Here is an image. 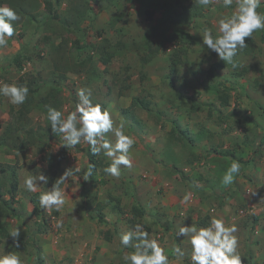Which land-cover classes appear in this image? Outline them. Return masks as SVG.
Returning <instances> with one entry per match:
<instances>
[{
	"label": "rangeland",
	"instance_id": "374dc122",
	"mask_svg": "<svg viewBox=\"0 0 264 264\" xmlns=\"http://www.w3.org/2000/svg\"><path fill=\"white\" fill-rule=\"evenodd\" d=\"M0 5L21 17L8 47L0 49V81L30 90L20 106L0 97V252L16 251L24 264H124V252L132 249H123L119 234L140 223L165 248L169 264H190L191 246L176 237L178 228L183 222L207 225L216 215L237 226L242 264H264V30L245 38L248 46L233 69L201 46L200 35L205 26L215 31L219 16L230 15L235 4L0 0ZM189 6L199 14L186 12ZM258 11L264 13V4ZM78 88L91 89L94 102L134 136L133 167L122 166L116 179L103 172L110 159L95 156L93 177H70L61 185L65 205L59 212L45 211L39 195L48 184L38 181L37 191L28 192L24 178L39 173L59 178L68 168L86 170L90 164L89 146L82 141L65 147L46 118V105L65 115L75 111ZM221 94L229 95L228 105L221 104ZM49 153L54 169L43 159ZM233 159L241 171L224 186L221 178ZM185 192L192 196L182 203ZM58 220L62 228L55 226ZM17 226L19 248L8 236ZM177 243L185 251L182 259L171 253Z\"/></svg>",
	"mask_w": 264,
	"mask_h": 264
},
{
	"label": "clouds",
	"instance_id": "9594fccd",
	"mask_svg": "<svg viewBox=\"0 0 264 264\" xmlns=\"http://www.w3.org/2000/svg\"><path fill=\"white\" fill-rule=\"evenodd\" d=\"M193 2L208 8L214 0H193ZM215 2L222 4L224 8L235 4V9L230 15L219 16L215 31L208 26L202 29L201 46L216 53L219 60L236 69L240 65L235 57L239 51L248 46L245 38H252L253 33L264 30V13L258 11L264 0H215ZM20 20L21 17L14 8L0 5V49L8 47L9 39L16 33L15 22ZM29 91L27 85L0 81V97L7 98L11 105H23L29 98ZM75 95L78 98L75 111L68 112L67 115L65 111L46 105V118L50 122L52 133L62 137L65 147L74 148L83 141L89 146L93 156L103 154L109 158L110 163L103 168V172L107 176L119 179L122 166L127 169L133 167L129 153L136 143L134 136L127 132L123 123L114 122L107 108L94 102L91 89L78 88ZM94 168V164H89L86 170L78 167L66 169L47 191L40 193V208L59 212L66 202L65 189L61 185L77 173H82L80 177L88 181L93 177ZM240 171V161L233 159L221 178V184L231 186ZM38 181L47 185L49 178L42 173L28 175L23 181L25 189L28 192L37 191ZM192 187L196 188L198 185L193 184ZM191 196V192H185L182 203H187ZM55 226L62 228L63 222L58 220ZM237 231L235 224L226 225L222 217L212 215L207 225L191 223L185 226L183 222L176 232V237L187 238L191 246L190 264H242V256L238 251ZM20 233V226L8 233L16 248L20 247ZM119 242L123 249H132L124 252V264H169V256L165 248L154 234L144 229L143 224L138 223L131 230L120 233ZM171 253L178 259L185 257V251L178 243L171 248ZM0 264H24V262L16 251L6 253L3 250L0 252Z\"/></svg>",
	"mask_w": 264,
	"mask_h": 264
},
{
	"label": "trees",
	"instance_id": "16d2710c",
	"mask_svg": "<svg viewBox=\"0 0 264 264\" xmlns=\"http://www.w3.org/2000/svg\"><path fill=\"white\" fill-rule=\"evenodd\" d=\"M184 8H185L186 12H192V10H193L196 13V15H198L199 14V11H200L196 7L193 8V7H190L189 6V7H184ZM149 15H150L149 18L151 19L152 18L151 17L152 14H149ZM109 60H110V57L107 58L106 60H104V63L105 64L108 63ZM220 99H221V104L222 105L226 106V105L229 104V95H227V94H221L220 95ZM19 149L22 150L23 149V146L19 147ZM89 158H90V164H94L95 165V168L93 170V172H95L97 170V167H98L97 160H96L95 156H93L92 154H90ZM43 159L48 163V166H49L50 169L56 168V164L54 162L55 158H54V156L52 154H50V153L49 154H45L43 156ZM15 176H17L16 173L12 171L11 178H13V179H12V182H11L12 183L11 184V190H10L11 191V194H15L18 191V181L16 180ZM56 179H57V177L55 175L49 177V181H48L49 188L55 182ZM1 189L2 188H1V185H0V199L2 201H4L3 198H2V194L3 193L1 192ZM135 212H136V214H139L140 213L139 209L135 210Z\"/></svg>",
	"mask_w": 264,
	"mask_h": 264
}]
</instances>
